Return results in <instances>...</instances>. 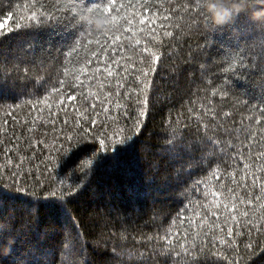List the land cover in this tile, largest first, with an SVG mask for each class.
Here are the masks:
<instances>
[{
	"label": "trees",
	"instance_id": "obj_1",
	"mask_svg": "<svg viewBox=\"0 0 264 264\" xmlns=\"http://www.w3.org/2000/svg\"><path fill=\"white\" fill-rule=\"evenodd\" d=\"M114 2L132 24L104 36L79 21L83 0H0L14 30L0 35V186L71 194L54 218L0 202V264H264V24L213 27L199 0ZM33 14L48 23L16 28ZM116 147L95 174L69 172Z\"/></svg>",
	"mask_w": 264,
	"mask_h": 264
},
{
	"label": "snow or ice",
	"instance_id": "obj_2",
	"mask_svg": "<svg viewBox=\"0 0 264 264\" xmlns=\"http://www.w3.org/2000/svg\"><path fill=\"white\" fill-rule=\"evenodd\" d=\"M253 8H261L264 7V5H252ZM113 9H117V5L115 4L114 0H108L107 3H102V4H97V3H91L90 0H83V4L80 6V10H79V21H82L84 24H87L88 29L91 31L92 30V20H93V16L97 17V16H102L104 17V24L101 27H96L95 29V33L97 35H104L107 36L108 32L105 31V29L108 26H112L113 30H117L118 31V26L119 24L122 23H127L128 25L132 24V21H127L125 16H121L118 14V11L116 14L113 13ZM71 11L73 13H77V7L75 5H73L71 7ZM150 11V9H148L147 7L143 8L140 12L135 13V15L139 16L140 18V23L143 25L145 23H149V24H153L155 21L152 20H148L147 17L144 15V13H148ZM195 12L197 14L198 17H202L205 22L207 24H211V20H210V15L209 13L206 11L205 7H204V0H199V2L195 5ZM153 16H155V13H153ZM241 16H244L245 18H249L248 17V9L233 13L232 17L230 18L229 21L234 22L235 20L239 19ZM167 18V17H165ZM33 20H36V24L32 25L29 24L27 26H22L20 24L16 25L17 29H20L21 27H26L27 29H34V28H39L41 26V24H47L48 20H41L38 19L36 17L35 14H33V16L30 18ZM10 20V17H9ZM228 21V22H229ZM198 22V21H197ZM250 22L255 23L256 21H254L253 19L250 18ZM264 24V23H261ZM224 25V24H223ZM163 26V25H162ZM215 26H222V25H214ZM14 30L10 27H8V21L5 20H0V35H4L6 36L8 33L13 32ZM166 35H170V33H166ZM116 39H120V37L117 35ZM137 44H139V41H137ZM145 53L150 52L151 50L147 47L144 48L143 50ZM92 55H97L98 53H92ZM99 59H103V57H99ZM160 59L159 56L157 55H153L152 56V61H153V73L156 71L157 67H158V60ZM91 61H89L90 63ZM108 75H111V72H108ZM145 75H147V72L145 73ZM77 79H79V77H77ZM151 84V81L149 82ZM60 87H64L63 83L61 82ZM53 92L56 91L55 88L52 89ZM224 95H227V93H223ZM68 101L72 102L75 97L74 96H68ZM262 110H264V107H262ZM205 115L211 116L212 113L209 110L205 111ZM93 123L95 124V121H93ZM87 138V136H85V139ZM71 139L72 137H69V143H71ZM104 140H100V144L103 146L104 145ZM119 143L121 145L125 144V139L122 138L120 139ZM169 147H171L173 149V154L174 155H180V148L182 147L181 145H177L175 144L174 141L170 142ZM77 150L76 152H73L72 148H68L65 150V155L68 157V160L71 161L72 158L78 154L79 151H86L87 149V145H83L80 146L79 142L78 145L76 146ZM124 149L122 147H116L112 152H110L107 156L105 157H96V154L93 153V157L96 158L95 163H93L92 159H86L85 161L81 162V165H77L76 169H69V172H75L77 169L80 171L81 173V177L82 178L84 175L87 174V169L86 166L91 164L92 168L91 171L93 172V174H95L96 168L99 166V162L101 159H106V160H111V161H116L119 157V154L123 151ZM106 151V149H105ZM84 165V166H82ZM76 189H72V192H75ZM70 193H65L63 191L59 192V194L57 195V193L53 192V193H45L44 198H40L38 195L35 194H29L27 189H18L16 192H12V191H8L5 188H3L2 186H0V202L4 201V200H15V201H20V200H24L26 201L29 205H34V209L32 210L34 213H38L40 212L41 209L47 210L48 212L52 213L53 218L55 216V214L59 211H61L64 208V205L68 202V199L70 198ZM219 195V194H216ZM181 222L183 223L184 221V216L183 213L181 212V214L178 217ZM178 234V233H177ZM167 235V234H166ZM170 239V237H169ZM221 243H223L221 241ZM0 254H10L9 250L7 248L4 249L3 253ZM20 264H27L26 260H21Z\"/></svg>",
	"mask_w": 264,
	"mask_h": 264
},
{
	"label": "clouds",
	"instance_id": "obj_3",
	"mask_svg": "<svg viewBox=\"0 0 264 264\" xmlns=\"http://www.w3.org/2000/svg\"><path fill=\"white\" fill-rule=\"evenodd\" d=\"M264 5V0H230V3H223L222 0H206L204 7L210 15L213 25H223L232 17L233 13L248 9L250 18L256 22L264 23V7L253 8L252 5ZM104 17H94L92 23L96 27L104 24Z\"/></svg>",
	"mask_w": 264,
	"mask_h": 264
}]
</instances>
